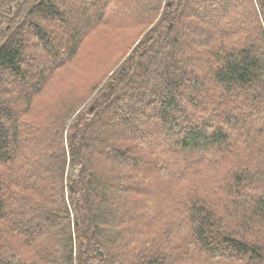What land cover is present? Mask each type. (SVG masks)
I'll return each instance as SVG.
<instances>
[{"label":"trees","instance_id":"obj_1","mask_svg":"<svg viewBox=\"0 0 264 264\" xmlns=\"http://www.w3.org/2000/svg\"><path fill=\"white\" fill-rule=\"evenodd\" d=\"M0 264H264V0H0Z\"/></svg>","mask_w":264,"mask_h":264},{"label":"rangeland","instance_id":"obj_2","mask_svg":"<svg viewBox=\"0 0 264 264\" xmlns=\"http://www.w3.org/2000/svg\"><path fill=\"white\" fill-rule=\"evenodd\" d=\"M103 35H105L103 32L98 31L92 36L90 41L85 43L76 62L67 69L62 70L59 75L54 78L52 82L53 89H64L67 93L72 89L74 91H82V89L86 88L89 84H92L93 81L101 80L102 77L99 76L102 74L101 72H103L102 66L104 65V68L110 69L112 65H114V58L106 64V55L109 56L113 54L112 52L113 50L115 51V49L117 51L120 42L118 39L114 38L113 40H108V38L103 37ZM120 54L121 53L117 56Z\"/></svg>","mask_w":264,"mask_h":264},{"label":"water","instance_id":"obj_3","mask_svg":"<svg viewBox=\"0 0 264 264\" xmlns=\"http://www.w3.org/2000/svg\"><path fill=\"white\" fill-rule=\"evenodd\" d=\"M91 110H93V107L91 108ZM100 255H102V253L100 252Z\"/></svg>","mask_w":264,"mask_h":264}]
</instances>
